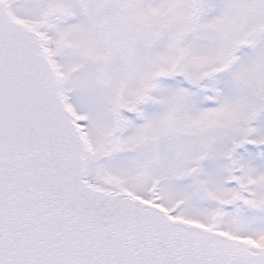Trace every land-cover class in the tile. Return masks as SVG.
Masks as SVG:
<instances>
[{"label":"snow or ice","instance_id":"obj_1","mask_svg":"<svg viewBox=\"0 0 264 264\" xmlns=\"http://www.w3.org/2000/svg\"><path fill=\"white\" fill-rule=\"evenodd\" d=\"M0 264H264V0H0Z\"/></svg>","mask_w":264,"mask_h":264}]
</instances>
